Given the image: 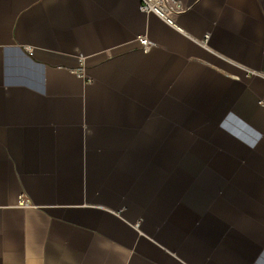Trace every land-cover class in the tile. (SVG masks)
I'll return each mask as SVG.
<instances>
[{
  "label": "crops",
  "instance_id": "obj_1",
  "mask_svg": "<svg viewBox=\"0 0 264 264\" xmlns=\"http://www.w3.org/2000/svg\"><path fill=\"white\" fill-rule=\"evenodd\" d=\"M164 1L0 0V264H264V0Z\"/></svg>",
  "mask_w": 264,
  "mask_h": 264
},
{
  "label": "built area",
  "instance_id": "obj_2",
  "mask_svg": "<svg viewBox=\"0 0 264 264\" xmlns=\"http://www.w3.org/2000/svg\"><path fill=\"white\" fill-rule=\"evenodd\" d=\"M141 10L144 13H156L162 18L167 19L169 23H172V21L167 18V6L164 0H159L158 2H155L154 0H143ZM138 40L144 51L150 49L151 44L146 37H139ZM79 72L83 74V70H79Z\"/></svg>",
  "mask_w": 264,
  "mask_h": 264
}]
</instances>
